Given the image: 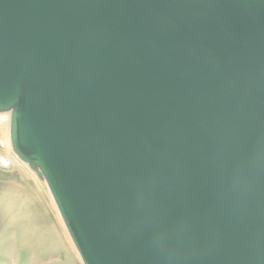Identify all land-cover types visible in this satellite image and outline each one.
Instances as JSON below:
<instances>
[{"label": "water", "instance_id": "95a60500", "mask_svg": "<svg viewBox=\"0 0 264 264\" xmlns=\"http://www.w3.org/2000/svg\"><path fill=\"white\" fill-rule=\"evenodd\" d=\"M0 113L83 264H264V0H0Z\"/></svg>", "mask_w": 264, "mask_h": 264}, {"label": "rangeland", "instance_id": "374dc122", "mask_svg": "<svg viewBox=\"0 0 264 264\" xmlns=\"http://www.w3.org/2000/svg\"><path fill=\"white\" fill-rule=\"evenodd\" d=\"M8 120L0 121V264H83L46 185L33 174L39 188L12 161L27 167L11 148Z\"/></svg>", "mask_w": 264, "mask_h": 264}, {"label": "crops", "instance_id": "0c3cea01", "mask_svg": "<svg viewBox=\"0 0 264 264\" xmlns=\"http://www.w3.org/2000/svg\"><path fill=\"white\" fill-rule=\"evenodd\" d=\"M11 159H13V158H11ZM12 161H13L18 167L21 168V171H23L24 174H26L27 177H28L32 182H34V183L38 186V184H37V178L33 175V173H31V171H30L27 167L20 165L15 159H13ZM38 187H39V186H38ZM41 187H42V185H41ZM41 187H39V188H41ZM41 189H43V188H41ZM54 207H55V206H54ZM55 209H56V207H55ZM56 210H57V209H56ZM59 216H60V215H58V217H59ZM60 224H61V226H62V228H63V233H64V235H65V237H66L67 242H68L69 245L71 246V249L74 251V253L76 254L77 258H79L78 260H80L79 254H77V252H76V250H75V248H74V246H73V244H72V242H71V240H70V238H69L68 232H67V230H66V228H65V226H64V224H63V222H62V220L60 221ZM76 256H75V257H76ZM80 261H81V260H80Z\"/></svg>", "mask_w": 264, "mask_h": 264}, {"label": "bare ground", "instance_id": "6f19581e", "mask_svg": "<svg viewBox=\"0 0 264 264\" xmlns=\"http://www.w3.org/2000/svg\"><path fill=\"white\" fill-rule=\"evenodd\" d=\"M2 116H5V117H2ZM6 116L9 118V126H10V118H11V116H10V113H0V121H3V118H6ZM9 137H10V127H9ZM10 139V145H11V148H12V144H11V138H9ZM12 150H13V148H12ZM14 152V151H13ZM16 155V154H15ZM17 156V155H16ZM17 158L19 159V157L17 156ZM20 160V159H19ZM21 161V160H20ZM24 165H26L27 167H28V165L26 164V163H24L23 161H21ZM10 163V162H9ZM10 165V164H9ZM29 168V167H28ZM30 169V168H29ZM31 170V169H30ZM31 172L38 178V176L31 170ZM38 180H40L39 178H38ZM41 181V180H40ZM41 184H43L44 186H45V183L44 182H42ZM46 189H47V191H48V193L50 194V196H51V198L53 199V197H52V195H51V193L49 192V190H48V187L46 186ZM54 200V199H53ZM55 202V201H54ZM56 204V203H55ZM57 206V205H56ZM58 209V208H57ZM59 211V210H58ZM60 213V212H59ZM61 216V215H60ZM61 218V220H62V222H63V224H64V221H63V219H62V217H60ZM64 226H65V224H64ZM65 228H66V226H65ZM66 230H67V228H66ZM68 232V231H67ZM68 235H69V233H68ZM69 238H70V240H71V237H70V235H69ZM71 242H72V240H71ZM72 244H73V242H72ZM73 246H74V244H73ZM74 248H75V246H74ZM75 250H76V248H75ZM76 252H77V250H76ZM77 254H78V252H77ZM80 257V256H79ZM80 260H81V258H80Z\"/></svg>", "mask_w": 264, "mask_h": 264}]
</instances>
